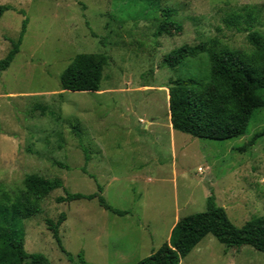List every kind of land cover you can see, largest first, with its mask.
Listing matches in <instances>:
<instances>
[{
    "label": "rangeland",
    "instance_id": "374dc122",
    "mask_svg": "<svg viewBox=\"0 0 264 264\" xmlns=\"http://www.w3.org/2000/svg\"><path fill=\"white\" fill-rule=\"evenodd\" d=\"M0 59L27 18L19 52L0 70V196L23 188L27 174L59 178L63 187L40 201L39 212L16 221L29 253L51 264H135L167 241L176 221L206 210L210 194L241 227L264 215V107L252 111L242 135L224 140L173 130L168 80L209 78L206 54L173 68L164 55L183 44L218 37L247 49L246 32L227 28L231 11L252 7L264 34V0H0ZM181 26L160 30V9ZM103 53L99 91L62 90L59 75L78 53ZM261 132L254 143L247 144ZM247 144V145H246ZM244 146L243 149H241ZM85 169V172L83 171ZM92 177H91V176ZM102 186L119 216L96 199L57 203L68 192ZM63 212L60 250L45 219ZM179 264H264L249 245L226 247L207 234Z\"/></svg>",
    "mask_w": 264,
    "mask_h": 264
},
{
    "label": "trees",
    "instance_id": "16d2710c",
    "mask_svg": "<svg viewBox=\"0 0 264 264\" xmlns=\"http://www.w3.org/2000/svg\"><path fill=\"white\" fill-rule=\"evenodd\" d=\"M8 9L9 6L0 4V17ZM160 13L164 20L159 31L166 30L165 26L177 32L181 30V26L170 19L176 13L173 8L163 7ZM256 22L257 15L248 6L242 11H231L223 19L227 28L246 32L247 49L232 48L215 36L194 45L183 44L164 55L163 65L169 68L200 54H206L209 63L208 79L188 76L168 80V109L173 130L216 140L245 132L252 111L264 107V34L254 28ZM26 24L27 18H24L17 38L10 41L9 51L0 59V70H5L19 52ZM108 61V56L103 53L76 54L59 75L61 89L73 92L99 91L103 69ZM261 134L255 133L247 144L254 143ZM62 187L59 178L27 174L22 189L4 192L0 196V264H51L42 253L25 250L16 221L37 214L40 201ZM96 187L97 191L89 194L64 190V195L57 196L55 201L62 203L96 199L100 207L113 214L122 216L127 213L108 204L101 194L102 186L96 184ZM65 218V213L61 212L55 221L45 219V225L60 250L72 262L75 258L63 247L58 230ZM207 234L226 247L249 245L264 252V215L251 218L241 227H236L229 220L225 209L216 203L214 195L210 194L206 199L205 211L179 218L171 228L167 241L135 264H179ZM76 264L92 263L80 251L76 254Z\"/></svg>",
    "mask_w": 264,
    "mask_h": 264
}]
</instances>
